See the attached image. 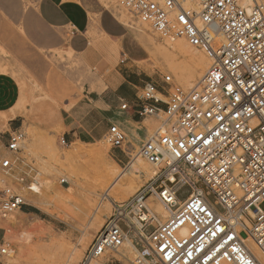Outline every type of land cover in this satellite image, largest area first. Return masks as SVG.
<instances>
[{"label":"built area","instance_id":"1","mask_svg":"<svg viewBox=\"0 0 264 264\" xmlns=\"http://www.w3.org/2000/svg\"><path fill=\"white\" fill-rule=\"evenodd\" d=\"M246 1L199 0V11L188 12L180 0H118L160 35L184 37L205 50L212 63L190 91L175 88L168 101L155 83L145 85L138 112L161 123L138 155L157 173L118 205L78 264H97L117 251L132 230L126 214L136 215L137 208L149 215L141 229H152L135 234L143 244L132 264H264L245 242L253 239L264 254V2ZM23 138L20 129L12 130L7 148L16 153ZM107 138L121 148L126 131L112 124ZM15 166L11 158L2 162L7 172ZM186 184L191 191L181 200ZM153 194L170 210L162 223H153L145 205ZM24 204L12 188L2 189L3 217ZM9 250L1 241L0 264ZM115 262L121 264L116 258L106 264Z\"/></svg>","mask_w":264,"mask_h":264},{"label":"rangeland","instance_id":"2","mask_svg":"<svg viewBox=\"0 0 264 264\" xmlns=\"http://www.w3.org/2000/svg\"><path fill=\"white\" fill-rule=\"evenodd\" d=\"M87 1L100 3L99 0ZM101 8L111 9L119 19L120 16L123 17V20L120 21L125 24L128 31V38L124 45L125 50L120 43L115 47H110V50L115 52L119 59H121L120 52L124 55L125 51L130 49L139 51L142 60L138 64L150 75V79L154 83L166 91L159 95L164 100H169L168 94L174 92L175 88L188 92L200 81V78H197L191 87L184 88L175 74L163 61H160L165 55L162 50L170 51L172 49L167 47L166 40L175 43L177 37L160 35L149 24L131 15L125 7L120 5L118 0H105L101 2ZM184 39L199 52L208 55L205 50L190 44L186 38ZM158 45L167 48L158 49L155 47ZM177 57L186 62L183 64H190L184 55L177 53ZM103 75L104 73L100 71L99 67L87 63L81 55L70 51L65 43L57 48L35 46L28 39L23 25L13 21L0 5V79L10 81V85L15 91L10 111L0 112V131L8 133L17 127L24 133L20 149L13 153L15 156L8 157L14 160L16 166L10 172L0 169V187L3 189L12 188L15 193L21 196L25 203L24 206L28 205L29 209L35 212V214L26 213L22 207L11 211L7 217L0 214V223L6 231L5 241L10 248L9 254L2 259L3 264H15L12 262L11 256L18 255L21 247L22 255L16 264H35L34 259L32 260V251L48 244L51 238H61L71 248L78 247L81 256L74 262V264H78L95 234L115 212L118 205H122L132 198L153 176L135 179L133 192L120 191L118 193L115 185L110 183L105 193L99 191L100 194H95L94 201H88L83 195L86 190L102 188L104 178L100 168L97 167L98 165L104 164L106 168L126 170L130 161L141 157L138 155L140 146L153 137L161 123V118L151 115L144 116V121L136 124L133 128H128L121 121L113 123L121 125L126 131L127 138L121 148L111 145L107 138V132L100 137L79 135L73 141L69 140L65 135L64 117L73 106H75L74 110L81 111V115L89 111L90 108L79 107H82L83 102L91 98L92 93L100 91L105 86ZM165 75L171 76L170 84L164 82ZM16 114L20 115L19 125H10L9 118ZM7 137L6 135L5 138ZM77 144L102 151L98 161L85 162L84 159L75 161V171L78 172L80 180L78 186L67 172H58L59 166L53 158V153L64 154ZM156 169L158 170L157 167ZM128 175L129 173L126 172L121 176V180L127 178ZM22 177L24 180H20ZM48 178H54L59 187L69 186V190H75V195L67 198H54L51 193L49 195L46 193V199H41L43 204L38 205L37 197L31 195L27 199L20 190L21 185H28L35 180ZM62 178H65L66 181L61 182ZM115 178V176L111 177L109 182ZM65 190L68 189L65 188ZM190 191V185L182 186L179 191L180 199L185 200ZM110 194L113 197L107 196ZM149 197L161 207L163 206L158 195L153 194ZM261 206L264 208V204ZM96 212L99 215L97 219L91 218V214ZM129 215L134 216V214ZM13 218L18 219L19 222L14 224ZM85 220H87V226L81 227V223ZM156 222L158 221L154 220L153 223L156 224ZM32 224L41 225L40 227L44 229L43 233L33 230ZM92 225H95V228ZM98 225L100 226L98 227ZM122 225L129 229L124 222ZM151 229L150 226L144 229V232L148 235ZM129 236L135 243L139 242L136 245L140 250L143 244L140 239L135 238L131 231ZM82 238L86 239V243L79 247ZM136 254L137 252L131 254L130 261L120 259L121 264H132L131 261ZM101 260V264L107 261L106 258ZM61 264H63V260ZM114 264L120 263L115 262Z\"/></svg>","mask_w":264,"mask_h":264},{"label":"crops","instance_id":"3","mask_svg":"<svg viewBox=\"0 0 264 264\" xmlns=\"http://www.w3.org/2000/svg\"><path fill=\"white\" fill-rule=\"evenodd\" d=\"M100 3L87 0H0L10 18L23 25L28 39L37 47L57 48L62 43L89 64L99 67L104 73L105 86L91 94L79 108L71 107L64 117L65 135L73 141L79 135L100 137L108 131L109 125L121 121L128 128L144 121L139 107L150 75L138 64L142 60L139 51L128 50L120 57L110 50L126 44L128 31L123 17H119ZM125 50V49H124ZM154 83V82H153ZM156 84V83H155ZM159 90H162L156 84ZM15 91L10 81L0 79V112H9ZM126 103V108L122 105ZM10 125H19L20 115L9 118ZM17 129V127L15 128ZM12 131V130H11ZM0 131V169L4 159L15 156L8 148L10 132ZM6 135L8 136L7 138ZM121 160V159H120ZM0 187V201L1 191ZM24 212L33 213L29 206ZM6 231L0 223V242L5 240ZM130 237V236H129Z\"/></svg>","mask_w":264,"mask_h":264},{"label":"bare ground","instance_id":"4","mask_svg":"<svg viewBox=\"0 0 264 264\" xmlns=\"http://www.w3.org/2000/svg\"><path fill=\"white\" fill-rule=\"evenodd\" d=\"M180 1L182 2L184 8L188 12H198L200 9L199 0H180ZM246 3L247 5H251L252 0H247ZM197 21L200 22V19H197ZM219 35L220 37H222L220 33ZM178 39H179L178 37L177 39H175V41H177L175 43L171 42L168 39L166 40V42L168 43L167 47L168 48L171 47L172 49L170 51L162 50L163 52H165L164 53L165 55L160 61H163V63L175 74V76L177 77L179 82L184 86V88H188L193 85V81H195L197 78H200V80L202 79L203 74H205L204 73L205 70L207 71L210 67L209 64L212 60L210 58L212 57L209 54L207 55L205 52L204 53L206 55L201 53V51L199 52L195 47L189 45L184 38H181L179 40ZM155 47L160 49L161 47H166V46L158 45ZM177 53L184 55L185 58L189 60L190 64L189 65L183 64L186 62L179 60V58L177 57ZM101 153L102 151L98 149L86 148L83 145L77 144L73 147L72 150L64 154L53 153V158L55 163L59 166V169H57L58 172H67V174H69L70 177H72L73 182L78 186L80 185V180L78 177V172L75 171V166H76L75 161L77 159L80 160L84 159V161L86 160L85 162H89V161L95 162L98 161V158L101 155ZM12 162L15 163L14 160H12ZM127 166L128 168L126 170H117V168L116 169H113L111 167L106 168V165L104 164L98 165L97 167L100 168L104 178V184L101 189L86 190L85 193L82 192L84 193L83 195L87 198L88 201H94L93 197L96 196L95 194H100L99 191L105 193L110 183L112 185H115L116 189L118 190V193L120 191L133 192L132 190L135 189L134 187L135 179L137 180L141 179L143 176H148V177L150 175L154 176L157 173V169L155 165L141 157H138L135 160L130 161ZM126 172H128L129 175L127 176V178L121 180V176L125 175ZM113 176H115L116 178L112 182H109V180ZM61 180L63 182L66 181L65 178L64 179L62 178ZM62 187L56 185L54 178H50V179L48 178L42 180H35L34 182L28 185H21L20 190L23 194H25V197L27 199L30 198L31 195H34L33 197H37L39 201H37L36 199L35 201H37L38 205H42L43 204L42 200L46 199L45 196L47 195L46 193H48V195L49 193H51L52 195H54V198L56 197L67 198L70 197L71 195L72 196L75 195V190L73 189L69 190V186L63 185ZM65 188L68 190H65ZM107 196L113 197L112 194ZM145 205L150 211V213L155 216V219L159 223H162L170 215V210L167 206H165L162 203L163 206L161 207L156 202H154L150 197L147 198ZM92 206L94 207V205ZM98 216H99L98 212L94 213L93 215L91 214V218L97 219ZM142 218L147 219L149 218V215L147 214L146 211L140 208L136 209V215L134 216L129 215V213L126 214V220L131 223L132 226L131 232L134 233V236L135 234L147 235L141 229ZM86 221L87 220L81 223V227L83 226L85 227ZM12 222L15 224L19 222V220L13 218ZM40 226L41 225L38 224H32L31 228L33 230L40 231L41 233H43L44 229L41 228ZM99 226L100 225H98V227ZM93 227L95 228V225ZM126 234L127 235L124 244L117 251H108L104 253L101 259L106 258L107 259L106 263L111 259H115V258L130 261L131 254H133L134 252L138 253V251H140L136 245L139 244V242L135 243L133 238L129 237V232H127ZM245 242L248 248L262 261V263H264V254L261 251V249L258 247V245L255 243V241L251 238H247L245 239ZM85 243H86V239L82 238L79 242V247L83 246ZM22 251L23 249L21 247L18 255L13 254L11 256L13 260L12 262H15V264L17 263V261L22 255ZM31 255H32V260L34 259L35 264H61L62 260H63V264H74L75 260H77L81 256V252L76 246L75 248H71L69 244L65 242L64 239L51 238L48 244L46 245L44 244L43 246L35 248L32 251ZM101 261H99L97 264H101Z\"/></svg>","mask_w":264,"mask_h":264},{"label":"trees","instance_id":"5","mask_svg":"<svg viewBox=\"0 0 264 264\" xmlns=\"http://www.w3.org/2000/svg\"><path fill=\"white\" fill-rule=\"evenodd\" d=\"M34 211H37L36 209H34Z\"/></svg>","mask_w":264,"mask_h":264}]
</instances>
